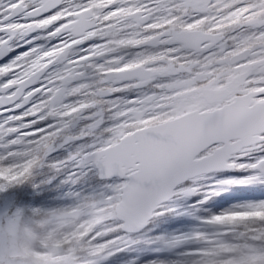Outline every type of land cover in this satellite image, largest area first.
<instances>
[{
    "label": "snow or ice",
    "instance_id": "obj_1",
    "mask_svg": "<svg viewBox=\"0 0 264 264\" xmlns=\"http://www.w3.org/2000/svg\"><path fill=\"white\" fill-rule=\"evenodd\" d=\"M44 169L96 185L69 193L93 214L54 264H99L177 208L196 224L150 264H264V0H0V213L39 212L20 186ZM241 213L262 215L218 220Z\"/></svg>",
    "mask_w": 264,
    "mask_h": 264
},
{
    "label": "rangeland",
    "instance_id": "obj_2",
    "mask_svg": "<svg viewBox=\"0 0 264 264\" xmlns=\"http://www.w3.org/2000/svg\"><path fill=\"white\" fill-rule=\"evenodd\" d=\"M66 178V174L56 175L54 171L44 169L35 184L28 183L20 186L30 194L31 203L28 208L41 210L39 212L21 210L18 213H0V264H54L55 257L45 249L59 243L61 238L73 227L78 226L87 216L93 214V210L90 208L75 210L69 209L66 205L72 202L69 196L72 191H79L85 195L91 194L93 187L96 186L95 180H88L73 186L65 183ZM236 203L241 202L233 200L232 204H225V208ZM222 210L220 209V211ZM73 211H80V216L64 217V214ZM218 220L235 221L236 219L226 217L218 218ZM157 223L132 234L131 240L135 241L134 243H130L125 250L119 251L111 257L101 258L99 264H112V259L120 261V264H150L152 260L168 258L161 253L163 250L158 238L162 235H158L157 231L148 232L158 228ZM178 227V229L169 230L163 236L177 234L180 229V226ZM147 239L151 243L154 242L153 247L155 248L152 251H158L156 254L146 256L145 251L141 250V247H144L142 243ZM237 249L239 252L235 251ZM237 249L234 246L222 248L221 252H236L237 255L220 261L219 264H250L256 259L250 258L238 247ZM132 260L135 261L131 262Z\"/></svg>",
    "mask_w": 264,
    "mask_h": 264
},
{
    "label": "trees",
    "instance_id": "obj_3",
    "mask_svg": "<svg viewBox=\"0 0 264 264\" xmlns=\"http://www.w3.org/2000/svg\"><path fill=\"white\" fill-rule=\"evenodd\" d=\"M234 201H237V200H234ZM239 202H242V201H239ZM211 211L218 212V211H220V209H211ZM260 215H262V214L261 213H241V214H236V215L230 216V217L234 218L236 220H241V219L243 220V219L249 218L251 216H260ZM222 218H226V217H220V219H222ZM157 222H158L157 223L158 228L149 230L148 232L154 233L155 231H157L158 235H162V236L167 234L169 230H172L175 228L178 229L179 228L178 226H180L179 232H182V231L189 230L190 228L194 227L196 224V221L192 217H190L189 215L186 214L184 208H177L175 214L169 213L168 215L160 218ZM142 244L144 245V247H141V250L145 251L144 254L146 256H150V255L156 254L158 252L155 250L152 251V249L155 248V247H153V245H155V244H154V242L151 243V241L149 239L145 240ZM234 248L237 249L236 246H234ZM235 251L239 252L238 249ZM161 253L167 257L171 256V253L166 251V250H163V252H161ZM124 254H125V252H124ZM111 261L113 262L112 264H120V261H117L115 259H112ZM134 261L135 260H132L131 262H134ZM105 264H107V263H105Z\"/></svg>",
    "mask_w": 264,
    "mask_h": 264
},
{
    "label": "water",
    "instance_id": "obj_4",
    "mask_svg": "<svg viewBox=\"0 0 264 264\" xmlns=\"http://www.w3.org/2000/svg\"><path fill=\"white\" fill-rule=\"evenodd\" d=\"M81 212L80 211H73V212H69V213H66L64 214V217L66 218H71V217H78L80 216Z\"/></svg>",
    "mask_w": 264,
    "mask_h": 264
}]
</instances>
